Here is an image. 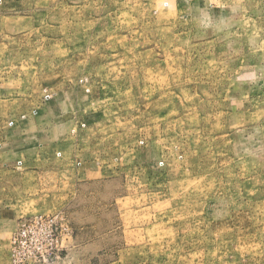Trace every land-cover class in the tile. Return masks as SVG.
<instances>
[{"label":"rangeland","instance_id":"rangeland-1","mask_svg":"<svg viewBox=\"0 0 264 264\" xmlns=\"http://www.w3.org/2000/svg\"><path fill=\"white\" fill-rule=\"evenodd\" d=\"M0 264H264V0H0Z\"/></svg>","mask_w":264,"mask_h":264},{"label":"built area","instance_id":"built-area-1","mask_svg":"<svg viewBox=\"0 0 264 264\" xmlns=\"http://www.w3.org/2000/svg\"><path fill=\"white\" fill-rule=\"evenodd\" d=\"M56 225V218L49 216H34L24 220L17 235L14 237V243L17 244L34 231L44 232L46 237L50 236Z\"/></svg>","mask_w":264,"mask_h":264}]
</instances>
